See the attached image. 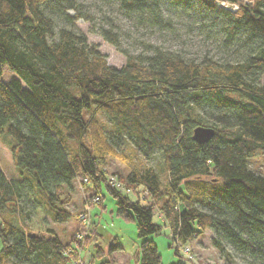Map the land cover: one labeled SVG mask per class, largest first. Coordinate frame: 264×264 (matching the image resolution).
Instances as JSON below:
<instances>
[{
  "label": "trees",
  "instance_id": "1",
  "mask_svg": "<svg viewBox=\"0 0 264 264\" xmlns=\"http://www.w3.org/2000/svg\"><path fill=\"white\" fill-rule=\"evenodd\" d=\"M117 1L128 16L160 29L172 31L175 15L185 19L215 36L221 53L196 60L153 45L126 53L116 67L67 20L71 4L0 0V133L9 136L17 173L0 168V264L76 261L78 249L51 224L76 218V233L86 231L68 207L78 176L98 205L107 191L115 212L135 223L136 264H160L148 236L163 225L177 255L175 241L210 229L228 264L232 254L264 264V175L251 167L264 154V0ZM54 11L68 25L55 29ZM99 115L135 152L162 156L164 179L152 167H131L123 177L130 190L146 189L148 201L108 180L106 156H122ZM199 124L215 132L203 143L192 139ZM84 235L97 248L88 264L103 252L107 260L98 264H114L110 254L123 248L117 237L104 251L93 229Z\"/></svg>",
  "mask_w": 264,
  "mask_h": 264
},
{
  "label": "rangeland",
  "instance_id": "2",
  "mask_svg": "<svg viewBox=\"0 0 264 264\" xmlns=\"http://www.w3.org/2000/svg\"><path fill=\"white\" fill-rule=\"evenodd\" d=\"M64 5L71 4V7H66L68 14L67 20L72 22L73 28L77 31L84 32L87 41L93 42L97 45L98 50L104 53L106 62L109 65L121 66L124 62L126 53H145L148 52L153 45H158L162 48H169L182 53L185 57H192L196 60L202 56L217 57L221 53V47L217 46V39L215 36H208L199 33L196 29H190L187 26L185 19L178 16L171 17L172 31L167 28L160 29L154 25L149 24L144 20H140L134 15L128 16L123 12L117 0H62ZM246 1L247 0H243ZM224 7L228 6L226 3H221ZM235 7L237 5L234 4ZM54 19L56 21L55 29L60 25H68V21H62L58 12L54 11ZM110 30V36L107 38L103 36L102 30ZM114 39L116 41H113ZM231 49V48H228ZM264 79V74L261 79ZM100 120L105 126V131L113 141L114 146L121 154L118 156H106V163L104 169L108 177L118 179L120 187L118 188L124 193H129L131 198H139L148 201V191L141 185L136 189L127 191V187L123 182L124 175L131 167H152L164 179L162 169V156L155 153L150 157H143L135 152L130 142L122 137L115 135L113 127L105 119L104 116L99 115ZM9 136L4 132L0 133V168L7 176H17L15 165L12 160L11 152L9 151ZM253 170L258 171L264 175V154L255 158L251 162ZM120 178H118V176ZM79 176L73 182L69 192L71 199L68 204L75 216L82 215L81 220L86 226V231L82 233L80 243L75 244L74 238L77 237L76 228L78 224L75 219H69L62 223L53 222L51 226L55 227L59 236L63 240L72 242L71 249L77 248L79 255L76 260H81V263L88 264L92 261V254H96V246L94 242L83 243L84 234L88 230L94 231L97 236L102 249L106 251L109 242H112L114 237H119L118 242L122 244L123 248L115 250L110 254V258L114 264H136L135 250L139 244V238L135 228V223L132 220H127L115 212V203L107 191H104L102 202L98 205L95 196H92L88 188L80 186ZM143 200V201H144ZM145 202V201H144ZM153 221L162 223V216L155 208ZM88 229V230H87ZM212 231L207 229L203 234L194 238L185 244L188 245L191 255L194 257L192 260H187L184 254L179 250L180 256L175 254L174 247H169L170 231L167 226L163 225L161 233L157 235L151 234L148 238H152L156 242L158 252L161 254L160 264H172V262L183 261L187 264H228L225 257L212 244L210 237ZM117 237V238H118ZM73 239V240H72ZM73 246V247H72ZM103 257H98L99 261L107 260L104 258L105 253H101ZM108 255V254H107ZM109 257V255H108ZM184 260H183V259ZM249 262L235 254L230 258V264H248ZM11 264V262H8ZM74 264V263H73Z\"/></svg>",
  "mask_w": 264,
  "mask_h": 264
},
{
  "label": "built area",
  "instance_id": "3",
  "mask_svg": "<svg viewBox=\"0 0 264 264\" xmlns=\"http://www.w3.org/2000/svg\"><path fill=\"white\" fill-rule=\"evenodd\" d=\"M108 180H110L111 185H113L115 189H116V188L118 189V188L120 187V181H119L118 179H115V178H112V177H108ZM83 181H84V180H83ZM126 190H127V191H130L128 187H127ZM94 200H95V201L98 200V197H97L96 195H95V197H94ZM82 215L85 216L84 214L80 213L79 217L82 218L81 220L83 221V217H82ZM83 222H84V221H83ZM76 235H77V238H78V239H81V237H82L81 233H77ZM175 243H176V245L178 246L179 250L184 254L185 258H186L187 260H192V261H193V258H194V257L191 255V252L189 251V247H188V245H186L185 243L181 244V243L178 242V241H175ZM73 263H74V264H83V262L81 263V260H80V259L74 261Z\"/></svg>",
  "mask_w": 264,
  "mask_h": 264
},
{
  "label": "water",
  "instance_id": "4",
  "mask_svg": "<svg viewBox=\"0 0 264 264\" xmlns=\"http://www.w3.org/2000/svg\"><path fill=\"white\" fill-rule=\"evenodd\" d=\"M214 128L199 124L192 129V139L197 143H203L209 140L214 135Z\"/></svg>",
  "mask_w": 264,
  "mask_h": 264
},
{
  "label": "crops",
  "instance_id": "5",
  "mask_svg": "<svg viewBox=\"0 0 264 264\" xmlns=\"http://www.w3.org/2000/svg\"><path fill=\"white\" fill-rule=\"evenodd\" d=\"M118 237V236H117ZM118 239H120L119 237H118ZM92 258V257H91ZM93 262L94 263H96V264H98L99 262H98V259H96V258H94L93 259ZM179 262H181V261H179ZM172 263H174V262H172ZM183 264H187L186 262H182Z\"/></svg>",
  "mask_w": 264,
  "mask_h": 264
}]
</instances>
